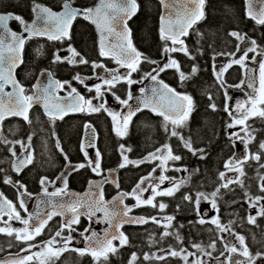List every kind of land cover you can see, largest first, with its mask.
<instances>
[{"label":"snow or ice","instance_id":"6c2138e0","mask_svg":"<svg viewBox=\"0 0 264 264\" xmlns=\"http://www.w3.org/2000/svg\"><path fill=\"white\" fill-rule=\"evenodd\" d=\"M260 2L264 3V0H260ZM160 3L165 8V14L161 16L160 28L161 40L165 42L162 57L166 58V62L163 63L150 60L147 56L139 52L132 43L131 31L128 28L127 21L135 15L138 9L137 0H100L94 7L74 6L75 0H62L60 11H53L49 7L34 2L32 7L34 19L31 22L26 21L23 16L7 11L6 9L0 11V125H2L3 121L9 116L22 117L25 121L30 123L28 114L29 109H31L34 104H41L44 108L45 115L53 122L56 119H63L64 116L68 115L70 112L95 113L107 111L114 121V130L116 134L123 137L127 135L128 125L132 117L136 112L142 110L140 106L142 105L144 108H150L153 111H157L158 114L163 115L166 122L170 121L173 125L171 135L178 136L179 133L175 129L184 125L194 108L192 97L187 94L175 92L174 89L170 88L169 85L162 80H159L158 77L160 73L168 69H175L179 73L181 81L189 78L181 71L180 64L171 54L182 52L189 59H195V57L191 55L183 38L189 36L190 29H193L196 24L206 18L205 7L207 0H160ZM248 15L256 19L257 23L264 24V8L260 10L259 15L254 14L251 10H249ZM77 19H84L96 26L101 37L100 55L112 57L117 64L128 69L127 73L122 75L116 70L105 68L103 64L85 59L71 46V44L68 46V51L71 55L62 57L59 54H54L53 63L67 62L68 64L83 65L91 63L93 71L98 67L105 68V72L108 73V75L97 77L101 83H97L93 86L85 85V87H87L89 91H92L93 88L95 89L96 97H94V99H100L104 91L111 92L112 95L115 96L116 101L121 105H128V100H131L133 96L132 93L129 92L127 99H121L112 91L116 88L117 84L124 82L130 88L132 84L139 82L133 80L131 77L132 73L139 70V65L142 62L156 64L157 66L153 68L151 72L145 73L144 78H148L160 85L159 88L152 89V94L153 96H159L160 100L166 101V103L153 104L150 97H145L140 101V105H137L135 108L129 106L128 112L123 115L121 122L118 120L120 116L119 113L112 112L105 107L106 101L102 100L99 105L94 106L91 99L86 100L77 92L76 88L71 87L69 82L52 80L51 77L53 74L48 70H42L40 74L41 76L48 77L47 84H42L41 86L34 85L32 94H26L24 86L14 78V69L23 62L21 53L26 41L34 36H46L49 40L62 41L67 39L70 41L72 38L73 23ZM10 21L19 22L22 26V32L17 33L12 31L9 28ZM23 33H27L28 35L24 36ZM229 35L239 41L236 46V52L215 53L213 60L219 55L236 57L237 52H242V55L238 58L231 59L229 63L221 66L218 70L215 68V65H213L214 72L221 83H223L222 77L224 73L227 72L229 68L234 64L244 67L245 61L249 59V53L256 52L259 47L256 40L248 38L244 34L232 31ZM108 37H115L116 42L108 40ZM169 41L170 44L168 43ZM245 41H248L250 46L242 48L241 44L245 43ZM251 59L256 60V57L253 56ZM196 72L197 67L194 65L192 67V74L194 75ZM73 79L82 84L84 83V80L81 79L79 74L74 76ZM243 83L244 81H241V84ZM66 84L71 88L67 96L59 97L55 95L57 89H63ZM7 85H11L12 91H5ZM236 87H240V85H236ZM247 87L252 89L251 93L246 94L247 100L238 101L235 109H231L227 103L224 108V111L231 117V122L227 124V128L232 129L239 126L240 132L244 133L242 136L235 131L227 133L229 140L232 141V147H235V141H239L244 145L243 154L238 155L234 152L224 165L227 171L234 172L236 175L234 177H227L226 172L222 171L219 173L221 183L215 191L210 194L197 192L195 198L190 194H185L183 196V200L193 204L198 217L196 223L201 225L211 223L216 226L219 233L227 234L226 236L220 235L218 237L220 242L224 244V251L220 252V256L225 257L223 261L220 260V256L214 257L213 259H215L218 264H245L243 260H236L233 262L234 254L243 256L249 261V264H255L257 259L264 257V253L261 252H257L254 255L252 254L245 242V237L232 229V221L225 225L221 223L218 215L206 219L207 213H202L200 211L201 200H205L210 203L211 209L218 214L219 207L217 201L222 199L223 196L221 189L232 191L231 185H238L244 188L243 178L247 175L244 170V165L251 160L259 162L262 157H264V141L259 143L258 152L249 153V145L256 139L254 135L256 130L248 124V121L253 118L264 121V60L259 61V87H255V79L251 77L247 82ZM144 91L145 89H140L141 93H144ZM225 97L226 100L229 98L227 92H225ZM211 99V96H209V100ZM209 107L213 111L217 108L215 103H211ZM85 128L92 129V136L88 139L86 147L95 148V129H93L90 124H85ZM31 139L32 137L29 136L28 140L31 141ZM180 139L184 147L191 152L193 156L199 155L200 159L205 157L206 153L204 149L194 148L192 142L190 140H185L182 136ZM0 143L9 142L0 137ZM14 143L21 144L22 148L25 147L21 141H15ZM57 147L60 148L59 141H57ZM9 151L16 157L12 162V170L17 174L33 163L34 157L30 151L22 156L17 155L12 148H9ZM60 151L63 153L62 148H60ZM81 151L84 152L85 158L88 160L87 164L80 163L78 165H72L71 161L68 160L67 154H64L65 160L68 161L67 167L70 172L90 167L95 174L100 175L102 172L100 150L98 148L96 149L94 160L88 158V152L85 150V144L83 142ZM129 151H131V149L124 144L120 145L122 162L118 167L123 169L128 165L139 166L140 163L158 160L160 163L157 166L161 169V175L158 177L159 184H150L149 187L151 188L152 195L147 199L142 197V194L149 190V187H143L145 181L152 176V174L149 173L148 177L141 178L140 182L136 184L131 193H123L119 197L114 198L111 207L109 206V202L104 201L103 193L101 192L98 198L93 197L88 200L76 199L70 203L59 201L53 203L51 199L40 201V203L36 205L35 211L29 212L23 197L28 196L32 198L33 194L27 191L24 184L19 181H13L9 176H5L3 178L5 184H13L17 187L19 205L17 207L11 200H8L3 193H0V217L5 215L8 217V220L3 221L6 227H0V233H4L9 237L14 236L17 242L26 244L27 247H22L20 251L29 254L20 256L19 253H16L15 259L0 262V264H32L33 261H37L38 264H54L55 260L59 259L66 251L76 252L80 256L89 255L92 257L94 264H108L110 255L117 254L120 248L125 247L129 243L128 236L125 235L123 231H120L124 224L143 225L151 221L159 225L161 221L155 216L147 218L130 216L129 213L131 212V208L124 205V198L126 196H131L136 200L135 206L146 205L153 208L158 207L163 211L167 205L163 202H160L158 205L154 203L156 197H171L179 191L183 184L187 183V181L173 182L171 178L164 174L167 170L165 166L168 161H179L182 157L180 155H175L172 147L168 144L163 145L162 148L156 149L153 153H149L147 157L140 161L130 160L126 155ZM260 168L264 169V163L260 164ZM155 170L154 168L153 172ZM176 170L188 171L186 168H178ZM0 171L3 170L0 169ZM258 178L261 181L259 185L260 191L264 192V175H258ZM58 179H63L64 187L49 193L46 185L50 182L47 177L40 178V184L45 195L49 197H59L66 194V176L58 177ZM165 180H169L172 187L161 190L159 185L163 184ZM104 182L109 181L105 178ZM93 186L95 187V185ZM117 187H119L118 183ZM245 196L247 197L246 203H248L249 208H257L259 202L264 200V196H251L247 191H245ZM45 204L51 209L50 211H44L42 205ZM120 206H123V208L121 209ZM177 207L179 208V205ZM20 210L28 214L27 218L21 215ZM98 212H102L103 217L96 218L94 222H104L108 224V229L104 230L103 236L93 230L91 224H89L88 227L79 232V235L83 237L84 247H70L75 239L72 233L77 231L74 225L80 224V218L82 216L87 217L89 221H93V218L96 217V213ZM55 216L62 217V220L59 227L55 230L54 235L47 241L42 242L43 247L41 251L32 252L31 249L37 247L32 241L44 233L49 227V222L52 221ZM262 216H264V205H260L257 208L255 215L249 213L247 222L255 225L257 217ZM163 219L166 222L163 224L165 231L161 234V240L170 235H175L177 240H181L182 238L178 232L173 233L167 230L173 227L172 222L175 217L166 215ZM11 220L19 221L24 227L13 228L8 223ZM118 220L119 222H117ZM189 223L192 222L190 221ZM181 227H183V225H181ZM109 229L112 231H109ZM65 232H67V235H65ZM85 233L90 234L85 235ZM229 236L234 237L239 246H237L236 243L229 242L227 238ZM117 240L119 241V245L113 243V241ZM216 243V240H213L208 247L215 250ZM192 246L201 254L212 257V253L206 251L201 245L193 244ZM226 253L227 255H225ZM194 255L195 253L188 252L185 248L173 249L169 247L166 255L157 256L155 253H145L144 260L150 261L156 259L162 261L165 260L167 256H171L180 257L184 261V264H205V261L200 259L189 261V256ZM137 260V254L133 252L128 264H136Z\"/></svg>","mask_w":264,"mask_h":264},{"label":"flooded vegetation","instance_id":"af4514ba","mask_svg":"<svg viewBox=\"0 0 264 264\" xmlns=\"http://www.w3.org/2000/svg\"><path fill=\"white\" fill-rule=\"evenodd\" d=\"M100 0H90L84 4H78L75 0L74 6L79 7H94L99 3ZM158 5V19H157V27H158V20L161 13L160 5L157 2V0H154ZM1 2V1H0ZM40 4L45 7L51 8L53 11H60L61 10V3L62 0H30L28 2V5H26L25 8H21L19 10L10 9L7 7L0 6V11L6 9L7 11L14 12L15 14H19L24 17V19L28 22H31L34 19V14L32 12L33 3ZM138 7L139 3L137 2ZM207 7V4H206ZM205 7V12H206ZM139 11V10H138ZM132 18L128 22V28L131 31V38L132 43L134 47L141 52L138 47L134 44L133 40V30H132V24H133ZM198 26V25H197ZM78 27H88L91 32L93 33V48L94 53L93 55H89L87 53L81 52L82 49H80L75 42V35L74 32ZM9 28L12 31H15L17 33L22 32V26L19 24V22L16 21H10L9 22ZM197 28V27H196ZM185 40V39H184ZM190 40V37L185 40V43H188ZM160 41V49H159V56L157 58H151V60L156 61L157 63H163L166 58L162 57V51L165 42L161 40L159 36ZM170 44V42H168ZM71 44V46L76 49L85 59L89 61H95L98 64H103L105 68L109 70H116L120 74L124 75L127 73L128 69L125 67H121L119 64L116 63L115 59H113L110 56H101L100 55V38L97 34L96 28L94 25L84 19H77L73 23L72 28V38L71 40H49L47 37H32L31 39H28L24 45L23 50V62L18 66V68L15 70V79L19 81L25 88L26 94H32L34 91V85L38 78L41 76L42 70H48L50 71L52 75V79L58 80L61 82L67 81L70 83L71 87H74L77 89V92L80 93L86 100L91 99L92 104L94 106H97L101 103V101H106L105 107L109 109L112 112L119 113L120 116L118 117V120L122 122V117L124 114L128 112V108L132 103V100L134 97L141 94L140 89L143 88L144 84L148 81H151L150 79L147 81H140L139 77L147 73L151 67L157 66L156 64L152 63H146L142 62L139 65V70L137 72L132 73V79L135 81H139L138 83H134L129 86L121 82L117 84L116 88H114L112 91L115 92L116 95H118L121 99H127L128 93L131 92L133 98L131 100H128V105H121L119 104L115 96L112 95L111 92L104 91L103 96L100 99H94L96 97L95 89L93 88L92 91H89L85 85L93 86L97 83H101L99 79H97L98 76H107L108 73L105 72V68H96L95 71H93V68L91 66V63L87 65L83 64H68L67 62L63 63H53L54 54H59L62 57H68L71 55V53L68 51V46ZM143 53V52H141ZM26 54L29 58H35L37 59H43L45 58L46 61H41L40 63H36L37 67H34L32 65L26 66ZM78 59V58H77ZM170 70H166L162 73H160L158 79L164 81L165 83L169 82L170 76H169ZM77 74L80 75L81 79L84 80V83H80L77 80H74L73 77ZM107 87V86H104ZM5 91L9 92L11 91L10 87L7 85L5 87ZM71 91V88L66 84L63 89H58L55 93V95L59 97H65L67 96L68 92ZM103 91V88H102ZM246 94V92H242ZM231 109H235V107H232ZM29 118L30 123L27 121L25 122L22 119L18 118H11L6 119L3 121L2 125H0V137L5 139L9 143H0V148L3 149V153L1 154V163H0V169L3 171H0V193H3L4 196L11 200L17 207L19 205L18 201V190L17 187L13 184H5L3 182V178L5 176L11 177L13 181H19L20 183L24 184L27 188V191L29 193H32V198H29L28 196H24L23 200L30 212L32 205L34 203V200L38 195L44 194L42 190V186L40 184V178L41 177H47L48 183L47 189L48 192H54L58 188H63L60 186L58 177L60 174L64 171V168L67 166L68 161L65 160L64 154H67L68 160L71 161L72 165H78L80 163L87 164L88 160L85 158L84 152L81 151V145L82 142L85 144V150L88 152V158L95 159L96 149L98 148L101 152V168L102 172L100 175L95 174L90 167H85L80 169L79 171L70 172L67 176V189L65 190V193L67 192H76V193H84L87 190L88 185L93 181H99L103 182L105 181V178H107V172L112 169H117L118 174L117 176V182L119 184V187L114 186L113 184H110L108 182H104L102 185V193L104 200H110L115 195L123 194V193H131L133 188H135L136 184L139 183L142 177L149 176V173L153 172V169L156 167V165L159 163L158 160H152L150 162H144L140 163L139 166L129 165L128 169L132 170L134 172V176L130 178L128 181H124L122 179V173L127 171L126 168H119L118 165L122 162V156L120 152V145L124 144L126 147L130 148L131 151L127 152L126 155L129 157L130 160L133 161H140L143 160L145 157L149 155V153H153L158 148H162L163 145L168 144L172 147L173 152H177V145L179 150L182 152L184 151L181 147V144L179 141H181V132L178 131L176 128L175 130L179 133L178 136H172L171 131L173 130V125L170 121H165L164 117L162 115L154 114L151 112H147L145 110L139 111L136 113L132 119L131 122L128 125V131L127 135L121 137L116 134V131L114 130V121L112 117L109 115L107 111H100L95 113H89V112H75V113H69L68 115L64 116L63 119H56L54 122L50 120L45 113L42 111L40 107H33L29 111ZM228 114V113H227ZM149 115L156 119V126L160 134V139L156 141L155 144H152L150 147H148L143 152H139L136 154H133V146L132 143L129 141V135L132 131V128L134 126H138L140 118ZM229 116V115H228ZM230 122H231V117ZM72 120H76L78 122L79 127V134L76 142V151L75 154L72 155L69 153V151L63 149V144L61 142V139L58 135V125L64 124L65 122ZM142 119V118H141ZM14 124L15 126L19 127L16 131L11 130V125ZM21 124L27 127L26 133L24 134L21 132L20 128ZM85 124H90L93 129H95V148L86 147L88 139L92 136V129H86ZM43 127L48 133L49 140L52 141L53 150L55 151V155L50 154L48 150L49 144L45 140L42 142V146L39 147V136H42L35 132L36 127ZM237 126L236 128H238ZM261 127H264V121L261 120ZM236 128H232L231 130H235ZM167 129V130H166ZM229 130V128H228ZM106 133V135H105ZM31 136V141L28 140V137ZM42 139V138H41ZM47 139V138H46ZM107 139V140H106ZM106 140V141H105ZM15 141H21L25 147H21V144L14 143ZM57 141L60 143V148L63 149V153L60 151V148L57 147ZM260 141H264V133ZM106 142L110 143V151L108 152V146L106 145ZM30 145V147H29ZM174 145V146H173ZM231 146V153L235 152L238 155H242L244 152V145L240 143L239 141H235V147ZM9 148H12L13 151L17 153V155L22 156L26 152H31L34 160L31 165H28L25 167L19 174H17L15 171L12 170V162L16 159L12 155V152L9 151ZM259 151V147L255 146ZM251 145H249V153H256L257 150H254ZM53 156V157H51ZM57 156L60 158L61 163H57ZM114 156L116 159V162L113 165L107 164L108 157ZM228 157L227 160L230 158ZM43 158H49L51 159V166L47 168L46 170H40V164ZM226 160V159H225ZM224 160V161H225ZM226 160V161H227ZM55 161V162H54ZM222 162V165L220 167V172H226L227 177H234L236 174L234 172H229L225 168V162ZM157 162V164H156ZM264 163V157H262L261 161L257 162L255 160L249 161L247 164L244 165L245 172H253L257 173V176L255 177V186L254 188L258 191V196H264V192L260 191V183L261 181L258 178V175H264V169L260 168V164ZM169 165V162H167V166ZM251 167V168H249ZM169 168L167 167V170ZM167 170L164 172L165 175H167ZM80 175L82 176V180L79 182H75L76 176ZM244 179V190H246V177ZM220 180V179H219ZM221 183V181H220ZM219 185V184H218ZM217 185V187H218ZM216 187V188H217ZM233 190L232 191H226L224 189H221V192L223 193L222 196V202L221 204H218L219 207V213L217 214L211 209V205L208 202V204L201 210L202 213H207L206 219H210L214 215H218L219 218L221 217L222 221L226 218L227 222L223 223L225 225L229 224L230 221L233 223L231 224L232 229L243 235L245 237V242L248 245L251 252H261L264 253V216L257 217L256 224H249L247 222V216L249 213H251V208L248 207V203H246V200L241 204V206L235 207L234 205V196L236 191H240L241 187L238 185H231L230 186ZM161 198L167 199L170 198L168 196H161L156 199V201L160 200ZM154 201V203H156ZM185 201V200H184ZM124 205H127L129 208H131V212L129 213L132 217H151L155 210V208L151 206H135V199L131 196H126L124 198ZM264 205V200H261L259 202V205ZM158 208V207H156ZM21 211V215L27 218V213H25L23 210ZM228 211V213H227ZM237 211V213H235ZM225 214H231L232 216L229 218L224 217ZM254 213L253 215H255ZM8 220V217L2 216L0 217V227H6V225L3 223V221ZM198 220L196 211H195V218L194 223L199 226L203 227L206 230V235L209 236L211 239L218 238L219 232L216 229V226L211 223H205L203 225L196 223ZM61 222V219L59 217H54L52 221L49 222V227L44 231V233L38 237L32 243L36 244L37 247H34L31 249L32 252H38L41 251L42 242L47 241L52 235H54L55 230L59 227V224ZM13 228H23L24 225L16 220H11L8 222ZM152 224V222H149ZM148 223V224H149ZM91 224V228L93 227L92 222L89 221L86 217L80 218V224L74 225V227L77 228V231L81 232L86 227ZM151 225H143V226H125L122 228V231L125 233V235L129 238V243L123 248H120L115 255H110V260H116L117 257H121V254L127 253V263L129 259L131 258V254L133 252L137 253V249L131 247L132 243V236L137 238L135 240L141 241L143 238V235L146 229H149ZM138 230L141 231V233L138 232ZM252 232V235L249 233ZM67 233V232H65ZM89 233H85V235H88ZM223 234V233H222ZM145 237V236H144ZM254 238V239H253ZM261 242H260V239ZM147 240V239H146ZM145 240V241H146ZM258 240L257 243H254L253 241ZM116 245H119L118 242H113ZM84 240L83 237L79 241L78 248H83ZM11 245V246H10ZM22 247H27L26 244H21L17 242L13 237H9L8 235L4 233H0V261L2 259H5L7 257H15L16 253H19L20 256L27 255L29 253L21 252L20 249ZM190 249V248H188ZM13 258V259H15ZM65 258H70L75 263H81L86 262L88 264H94L93 259L89 255L80 256L78 253L73 251H66L64 252L59 259H56L54 264H60L61 261H63ZM261 260V259H260ZM32 264H38L37 261H33ZM260 264H264V257H262V261Z\"/></svg>","mask_w":264,"mask_h":264},{"label":"trees","instance_id":"16d2710c","mask_svg":"<svg viewBox=\"0 0 264 264\" xmlns=\"http://www.w3.org/2000/svg\"><path fill=\"white\" fill-rule=\"evenodd\" d=\"M1 8L7 7L10 9L19 10L25 8L30 0H0ZM90 0H76L78 4H84ZM139 3V11L133 19L132 30L134 44L143 52L142 54L151 58L159 56L160 41L157 27L158 19V5L154 0H137ZM199 36L196 38L190 37L187 47L195 59H189L182 55L180 59L181 71L185 73L188 79L181 81L178 72L171 70L169 72V82L172 88L179 93H184L192 97L194 108L191 115L181 128V136L185 140H190L194 148L204 149L205 157L199 158V155L193 156L189 151H182L183 154L180 166L188 169L191 172V177L187 181L174 198L170 200L167 212L174 216L172 230L179 233L181 240H177L175 235H170L167 241L176 246V249L189 248L193 244H199L202 248L209 245L210 240L207 238L206 230L194 223L193 204L183 201L182 194H190L193 197L197 192L210 193L216 188L218 182V172L222 162L230 156L231 146L227 136V124L229 119L224 111V98L222 92L214 83L210 72V60L215 53H229L235 52L237 40L230 36L232 31L239 32L256 40L259 45L258 50L264 52V25L257 26L253 22L247 20L244 14L243 0H207L206 18L202 20L197 26ZM75 42L83 53L93 55V33L88 27H78L74 32ZM227 56V55H219ZM46 61L43 59L29 58L26 54V66H36V63ZM147 63V62H146ZM197 67V72L192 74V67ZM239 79V71L231 69L226 74V79L229 82L231 76ZM233 82V81H232ZM211 96V100H209ZM215 103L217 108L213 111L209 105ZM142 118V119H141ZM140 118L138 126H134L129 135V141L133 146V154L143 152L152 144H155L160 139V134L156 126V119L149 115ZM78 122L70 119L64 124L58 125V135L63 144V149L68 150L70 154L74 155L76 151V142L79 134ZM21 132H27V127L21 124ZM19 127L14 124L11 125V130L16 131ZM256 131L255 144L259 147L260 139L264 133V127L256 124L253 127ZM35 132L42 135L39 136V147L45 140L49 147L46 152L55 155L52 141L49 140L48 133L43 127H36ZM106 135V133H105ZM107 136V135H106ZM42 138V139H41ZM47 138V139H46ZM107 140V139H106ZM105 140V141H106ZM108 146L107 151H110V143L106 142ZM3 149L0 148V163ZM51 156V157H53ZM52 159V158H51ZM51 159L43 158L40 164V170H46L51 166ZM55 162V161H54ZM116 162L114 156L108 157L107 164L113 165ZM57 163H61L57 156ZM134 172L130 169L122 173V179L126 182L134 176ZM83 178L80 175L76 176L75 182L81 181ZM253 175L246 176V190L241 188L240 191L235 192L234 205L241 206L246 200L245 191L253 194L256 190L254 188L255 181ZM179 205V208L177 207ZM242 207V206H241ZM228 213V211H227ZM237 213V211H235ZM224 216V214H223ZM231 217V214H225L224 217ZM192 223H189V222ZM183 225V227H181ZM141 233L140 230H138ZM143 239L140 241L132 236L131 247L137 249L140 254L147 249L145 237L148 236L143 232ZM252 235V232L249 233ZM210 238V237H209ZM254 239V238H253ZM260 239V238H259ZM257 243L258 240L253 241ZM261 242V239H260ZM127 253L121 254L116 260H110L108 264H126L128 258ZM60 264H88L86 262L75 263L70 258H65ZM136 264H150L142 262L139 257Z\"/></svg>","mask_w":264,"mask_h":264},{"label":"water","instance_id":"95a60500","mask_svg":"<svg viewBox=\"0 0 264 264\" xmlns=\"http://www.w3.org/2000/svg\"><path fill=\"white\" fill-rule=\"evenodd\" d=\"M158 1L160 2V0H158ZM244 2H245V12H246L247 19L253 20V21H255L257 23L256 19H253L252 17H250L248 15V12H249V10H251L254 14L259 15L260 10L262 8H264V3L260 2V0H245ZM161 7H162V15H164L165 14V8H164V6L162 4H161ZM137 13H138V9H137L135 15H133L131 17V19L134 18L137 15ZM131 19H129L127 21V25H128V22ZM257 24H259V23H257ZM160 28H161V18H160ZM23 35L24 36H27L28 34L27 33H23ZM98 35H99L100 44H101V37H100V33L99 32H98ZM34 37H46V36H34ZM108 40H110L112 42H116V38L115 37H108ZM248 46H250V44L248 43V41H245V43L242 44V48H245V47H248ZM22 53H23V51H22ZM22 53H21V56H22ZM17 68L18 67H16L14 69V78H15V70ZM250 77L251 78H254V69L253 68H248V70H247V79H246V83H245L246 85H247V82H248V80H249ZM47 82H48V77L47 76H40L38 78V80L36 81L35 85L36 86H41L42 84H47ZM8 86L10 87V89L12 91L11 85H8ZM159 87H160V85L158 83H156V82H150V83L146 84L144 86V89H145L144 93L141 96H139V97H137V98L134 99V101H133V107L135 108L137 105H140V101L142 99H144L145 97H150L152 99L153 104H165L166 101H162V100H160L159 96H153V94H152V89L153 88H159ZM140 106H141V109H146V110L153 111L150 108H144L142 105H140ZM33 107H40L43 110V112H44V108H43V106L41 104H34L32 106V108ZM29 111H30V109H29ZM153 112H157V111H153ZM11 118H18V119L24 120L22 117H18V116H9L6 119H11ZM69 173H70V170H69L68 167H66L65 171L60 175V177H65L66 176V178H67V176H68ZM107 179H108L109 182L115 184L116 183L115 182V180H116V171L115 170L109 171L108 172V178ZM59 182H60L61 186L64 187L63 179H59ZM93 185H95V187ZM101 185H102V182H97V181H94V182L90 183L89 186H88V188H87V190H86V192L84 194H78V193H75V192H69V193H66V194H64L62 196H59V197H49L47 195H43V196L38 197L36 199V201L34 202V205H33V208L31 210V212L32 211H35L36 205L38 203H40V201H47L49 199H51L53 201V203H55L57 201H59V202H69L70 203V202H72V201H74L76 199L88 200V199L93 198V197L98 198L99 197V194L101 193ZM113 201H114V199L108 201L110 207L112 206V202ZM42 207L44 208V211L45 212L51 210L46 204L45 205H42ZM120 207H121V209L123 208V206H120ZM102 217H103V213L102 212H98V213H96V217L93 218V221H92L94 223L93 230H95L101 236H103L104 230L105 229H108V224L107 223H104V222H101L100 224L102 225V227H98L97 226L98 223H95L94 221H95L96 218H102ZM117 222H119V220ZM124 225H131V224H127L126 223ZM109 231H112V230L109 229ZM120 231H121V229H120ZM5 261H10V259L8 258ZM5 261H3V262H5Z\"/></svg>","mask_w":264,"mask_h":264},{"label":"rangeland","instance_id":"374dc122","mask_svg":"<svg viewBox=\"0 0 264 264\" xmlns=\"http://www.w3.org/2000/svg\"><path fill=\"white\" fill-rule=\"evenodd\" d=\"M256 55L258 56L259 54H253V56H255L256 57ZM259 57L262 59V56L261 55H259ZM230 58H218L217 59V61H216V65H215V68L218 70L221 66H223V65H225V64H227V63H229L230 62ZM164 62H166V59L164 60ZM246 62H250V60H246ZM156 67V66H155ZM155 67H151L150 68V70L147 72V73H149V72H151L152 71V69L153 68H155ZM215 73V72H214ZM216 75V74H215ZM144 76H145V74L144 75H142V76H140L139 77V80L140 81H142V82H144V81H147V79L148 78H144ZM217 77V76H216ZM218 79V78H217ZM149 80V79H148ZM220 81V80H219ZM257 82H258V84H257V86L259 87V65H258V69H257ZM224 84V83H223ZM223 89H226V92H227V94L228 93H230L232 90H241L242 89V85H240V87H228V86H226L225 84H224V86H223ZM234 98V101H235V105H237V102L238 101H245V100H247V96H243V97H233ZM237 131H239V130H237ZM159 162V161H158ZM169 162V161H168ZM160 163V162H159ZM158 163V164H159ZM156 164H157V162H156ZM157 164V165H158ZM156 165V167H155V171L154 172H152L151 174H152V176H151V178H149L148 180H146L145 181V184L143 185V187H149V185L151 184V185H156V184H159V180H158V177L161 175V169L158 167ZM166 169H167V164H166ZM127 170H128V168H127ZM180 174H181V179H184L185 178V172L184 171H180ZM148 177V176H147ZM168 177V176H167ZM172 180V179H171ZM173 182H176V181H174V180H172ZM140 182V181H139ZM169 187H172V184L171 183H169V180H165L164 181V183L163 184H160L159 185V188L161 189V190H163V189H167V188H169ZM150 195H152V192H151V188L149 187V190L148 191H146V192H144L143 194H142V197L144 198V199H147ZM159 197H161V196H159ZM159 197H156V199L157 198H159ZM156 201V200H155ZM135 203H136V200H135ZM156 203H157V205L160 203V202H158V201H156ZM208 204V202L207 201H205V200H201V203H200V211L206 206ZM259 205V204H258ZM257 205V208L259 207ZM257 208H251V214H254V213H256V211H257ZM159 211H161L159 208H157ZM158 219H160V221H161V223L159 224L160 226H163V224L166 222V221H164V217H157ZM152 234H153V232H152ZM224 234H226V233H224ZM65 235H67V233H65ZM72 235L74 236V241H73V243H72V245L70 246V247H74V248H78V244H79V241L82 239V237L79 235V231H76V232H73L72 233ZM227 235V234H226ZM236 243L238 244V242L236 241ZM224 245V244H223ZM223 245H221V247H222V249H224V246ZM43 247V246H42ZM42 247H41V250H42ZM166 252H167V250H163V251H159V250H154V249H152L151 251H150V254L151 253H155L157 256H160V255H166ZM138 257V259H139V257L141 258V260H142V262H146V260H144L143 259V256H137ZM167 258H169V260H168V263L169 264H184V261L180 258V257H171V256H167L166 257V259ZM238 258V257H237ZM166 259L165 260H156V259H153L154 260V262L155 263H158L159 261L160 262H162V263H165V261H166ZM189 261H192V260H196V259H200V260H202V261H205V264H210L211 263V259H212V257H208V256H206V255H194V256H189ZM261 259V260H260ZM262 261V258H259V259H257L256 261H255V264H260V262Z\"/></svg>","mask_w":264,"mask_h":264}]
</instances>
